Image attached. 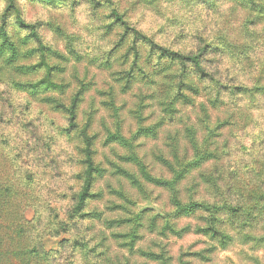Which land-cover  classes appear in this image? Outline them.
<instances>
[{
    "label": "rangeland",
    "instance_id": "rangeland-1",
    "mask_svg": "<svg viewBox=\"0 0 264 264\" xmlns=\"http://www.w3.org/2000/svg\"><path fill=\"white\" fill-rule=\"evenodd\" d=\"M8 1L0 0V26ZM14 4L44 48L7 18V38L0 32V175L21 195L27 234L44 252L39 264H264V243L256 239L264 210L252 221L245 210H179L170 189L183 204L244 206L252 188L245 186L257 183L264 199V94L234 90L264 85V19L241 0ZM112 8L173 51L210 44L204 72L143 44L134 65L131 36L111 23ZM78 91L77 127L69 129L60 105ZM204 125L214 157L185 172L180 164L194 157L186 131L201 142ZM84 127L97 172L77 213ZM211 214L217 234L208 227Z\"/></svg>",
    "mask_w": 264,
    "mask_h": 264
},
{
    "label": "trees",
    "instance_id": "trees-1",
    "mask_svg": "<svg viewBox=\"0 0 264 264\" xmlns=\"http://www.w3.org/2000/svg\"><path fill=\"white\" fill-rule=\"evenodd\" d=\"M243 2V6L247 8V10L253 15L256 19H264V0H241ZM13 16L15 23L20 28L28 29L29 36H31L34 41L37 43L38 47L43 49V45L39 35L37 34L34 25L26 23L21 15L20 11L14 4V0H9L4 13L2 15V21L0 26L1 35L7 38V18ZM112 18L113 24H116L120 28H122L121 37L131 36V46L130 50H132L133 60L132 63L135 65L139 56H140V48L138 46L143 44L145 45L151 52H154L162 57L170 58L172 61L178 62L180 64H187L190 67L194 68L198 73H203L202 61L203 55L206 52V47H210V44H205V48H199L195 53L183 54L177 51H173L163 45L158 44L151 37L145 35L143 32L139 31L137 28L131 26L129 22L124 18V14L119 13L116 9L112 8L110 11V16ZM181 83H183L181 81ZM185 85V84H184ZM183 85V86H184ZM238 91L240 94H251L255 96L256 94H264V85H257L250 88H246L240 86L239 88L234 89ZM79 93L78 91L70 100L68 106L60 105L67 114V126L69 129H75L76 125V107L79 102ZM202 130L205 131V134L201 142L197 141L195 138V134L191 129H187L186 137L192 151H194V157L191 160H188L184 163H181L182 170L187 172L190 168H195L199 166L203 159H208L214 157L213 150L207 146L210 144L209 135L207 132L210 130L208 126H202ZM80 135L83 139V154H84V163L85 170L82 175V184L81 188L76 196V202L74 204V211L79 213L81 211L87 200L92 196V185L94 181V175L97 172V168L94 165L93 161V150L92 143L90 137L87 133L86 128L84 127ZM211 146V145H209ZM0 172H2L0 170ZM3 173V172H2ZM175 176L172 177V179ZM5 177L0 175V264H39V259L43 256L42 247H40L39 242L30 241L29 233L27 234V227L25 223L22 221V217L19 211V205H22L21 195L18 194V191L14 190V185L10 182L4 180ZM175 179V178H174ZM176 180L166 181V184L172 185ZM255 183V182H254ZM245 187L251 188L250 194L248 198L250 199V203L244 206L233 205L223 203L220 206H215L214 204H209L206 202H193L190 201L188 204H183L180 202L176 196L175 188L170 187L172 193V203L177 206V208L190 210L202 208L207 212L211 211H219L222 209H227L229 212L237 213L239 211H248L247 214H252V218L250 220L259 219V214L264 210V199L261 198V194L259 192V188L257 183L255 185H246ZM191 206V207H190ZM81 214V213H80ZM84 215V214H81ZM210 230L217 234V230H215V218L213 219L212 214L209 216ZM219 236V235H218ZM222 238L223 236L220 235ZM249 238H253L252 234L247 236ZM246 238V236H245ZM247 239V238H246ZM256 239L260 240L264 243V228H262V233L260 236H257Z\"/></svg>",
    "mask_w": 264,
    "mask_h": 264
}]
</instances>
